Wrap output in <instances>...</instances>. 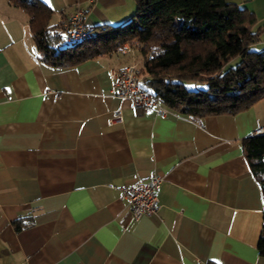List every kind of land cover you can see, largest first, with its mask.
<instances>
[{"label":"crops","instance_id":"crops-1","mask_svg":"<svg viewBox=\"0 0 264 264\" xmlns=\"http://www.w3.org/2000/svg\"><path fill=\"white\" fill-rule=\"evenodd\" d=\"M43 1L50 26L77 8L89 28L135 10L134 0ZM226 1L254 14L253 48L264 49V0ZM136 51L45 63L28 15L0 0V264H264V197L242 145L264 125V98L201 118L132 107L112 95L108 71ZM118 108L122 120L109 122ZM154 173L161 207L134 221L121 188Z\"/></svg>","mask_w":264,"mask_h":264},{"label":"trees","instance_id":"trees-1","mask_svg":"<svg viewBox=\"0 0 264 264\" xmlns=\"http://www.w3.org/2000/svg\"><path fill=\"white\" fill-rule=\"evenodd\" d=\"M29 17L40 59L68 67L136 44L141 85L168 109L190 117L235 114L264 98L262 32L254 14L226 0H134L121 25L89 28V38L66 43L62 25L50 26L43 0H7ZM249 169L264 197V134L242 141ZM16 225V229L20 226ZM258 251L264 255L263 229Z\"/></svg>","mask_w":264,"mask_h":264},{"label":"built area","instance_id":"built-area-1","mask_svg":"<svg viewBox=\"0 0 264 264\" xmlns=\"http://www.w3.org/2000/svg\"><path fill=\"white\" fill-rule=\"evenodd\" d=\"M84 12L83 9L77 8L62 25L61 35L66 43L89 38V27L84 20ZM108 76L111 80L112 95L121 101L128 102L132 107L142 110L155 108L159 115L167 114L169 109L153 93L142 87V77L138 75L136 65H129L119 70L110 69ZM121 120L122 111L118 108L113 111L109 122ZM261 134H264V125L258 126L252 132V135ZM162 181L163 177L154 173L145 181L121 188L120 197L130 206L132 220H138L142 216H151L159 211L161 205L156 189Z\"/></svg>","mask_w":264,"mask_h":264},{"label":"rangeland","instance_id":"rangeland-1","mask_svg":"<svg viewBox=\"0 0 264 264\" xmlns=\"http://www.w3.org/2000/svg\"><path fill=\"white\" fill-rule=\"evenodd\" d=\"M136 54H137V56L135 57V58H133V61L132 62H136V63H138V64H136V63H133V64H131V65H136V67H137V69H139L140 68V66L142 65V62H141V53L139 52V51H136ZM139 60V61H138ZM129 66V65H128ZM139 76H141V75H139Z\"/></svg>","mask_w":264,"mask_h":264}]
</instances>
